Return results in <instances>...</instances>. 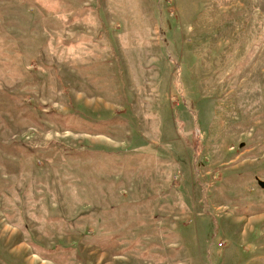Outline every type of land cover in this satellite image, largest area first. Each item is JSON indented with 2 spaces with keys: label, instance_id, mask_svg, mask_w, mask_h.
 Listing matches in <instances>:
<instances>
[{
  "label": "rangeland",
  "instance_id": "1",
  "mask_svg": "<svg viewBox=\"0 0 264 264\" xmlns=\"http://www.w3.org/2000/svg\"><path fill=\"white\" fill-rule=\"evenodd\" d=\"M264 0H0V264H264Z\"/></svg>",
  "mask_w": 264,
  "mask_h": 264
},
{
  "label": "water",
  "instance_id": "2",
  "mask_svg": "<svg viewBox=\"0 0 264 264\" xmlns=\"http://www.w3.org/2000/svg\"><path fill=\"white\" fill-rule=\"evenodd\" d=\"M258 186L264 190V181H259Z\"/></svg>",
  "mask_w": 264,
  "mask_h": 264
}]
</instances>
